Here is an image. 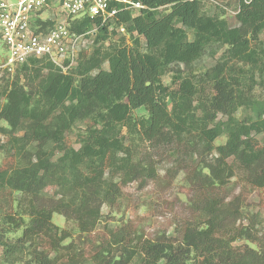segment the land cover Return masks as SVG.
Wrapping results in <instances>:
<instances>
[{
	"label": "trees",
	"instance_id": "trees-1",
	"mask_svg": "<svg viewBox=\"0 0 264 264\" xmlns=\"http://www.w3.org/2000/svg\"><path fill=\"white\" fill-rule=\"evenodd\" d=\"M138 1L144 9L136 15L120 13L113 23L68 21L77 35L96 28L87 37L89 49L78 53L70 71L64 73L45 59H30L12 74L0 70L12 75L0 83V121L7 126L0 127L7 138L0 143V237L21 230L13 243L0 245L10 252L27 244L33 264H59L63 259L67 264H130L135 259L139 264H264V242L255 225L236 224L242 217L241 199L232 181L240 172V179L258 190L264 208V98L249 104L252 116L236 117L232 84L219 66L208 99L214 114L225 115L217 120L200 109L193 80L178 77L175 90L160 82L169 65L191 64L214 41L232 45L235 58L254 63L248 42L224 20L202 15L199 0ZM160 8L167 12L159 13ZM236 18L241 28L259 33L264 0H239ZM52 25L45 21L42 28ZM121 28L134 37L132 44L105 46L108 36ZM186 30L192 31V40ZM24 78H29L26 84ZM140 108L145 115H134ZM85 113H91L89 127L75 149L67 133ZM123 127L145 141L166 140L174 146L175 159L165 177L174 180L184 173L186 196L175 229L180 238H146L127 225L110 231V242L97 244L87 257L71 233L52 222L53 214L73 221L85 243L98 225L101 204H113L131 183L144 188L159 178L151 160L141 166L131 161L116 133ZM19 131L21 136L16 135ZM222 136L224 143L217 145ZM33 145L32 157L24 160ZM48 191L56 198L40 203ZM237 241H248L256 249L235 246Z\"/></svg>",
	"mask_w": 264,
	"mask_h": 264
},
{
	"label": "rangeland",
	"instance_id": "rangeland-1",
	"mask_svg": "<svg viewBox=\"0 0 264 264\" xmlns=\"http://www.w3.org/2000/svg\"><path fill=\"white\" fill-rule=\"evenodd\" d=\"M200 12L202 15L212 17L215 19L224 20L230 29H238L241 39L248 42V51H251L255 57V62L240 61L235 58L231 49L232 45L224 42L214 41L206 45L200 57L189 65L172 64L167 67L160 82L163 86L169 89H177L179 78H189L196 82L200 91L199 96L196 97L200 104V109L208 116L215 115L217 120H225V115L221 113L214 114L210 108L208 99L212 95V83L215 75L214 69L222 66L224 77L232 84L231 102L234 106V115L239 119L252 116L249 111V104L261 103L264 98V28L259 33H252L251 28H241L236 18L239 11V0H199ZM159 13H166L167 8H160ZM47 15L46 13L44 14ZM188 39L192 40L193 33L191 30H186ZM115 34H110L105 41V46L108 44H124L131 45L133 36L126 34L123 30H114ZM134 35V34H133ZM141 47H143V39L140 38ZM90 42L83 45L87 50ZM4 53L2 42L0 41V54ZM76 65V64H75ZM75 65L73 67H75ZM72 67V68H73ZM71 68V69H72ZM104 69L108 66L105 63ZM70 69V70H71ZM68 70V71H70ZM33 74V73H32ZM0 74V83H4L5 79L11 80L12 75ZM22 79V83L26 84V80ZM2 100H0V105ZM197 102L194 101L192 105ZM199 110V109H198ZM134 115H145V111L140 108L133 112ZM91 113H85L80 116L71 126L67 133V141L73 144L75 149L80 146L79 140L89 127L87 121ZM0 127H7L6 123L0 121ZM120 140L123 141L124 146L128 147L130 151V159L133 163L141 166L149 159L157 168L159 178L156 183L146 185L140 188L137 182L131 183L124 187L121 196L116 199L113 204H101L98 225L94 231L88 233L85 238L79 234L76 224L71 220H66L65 217L53 214L52 222L61 229L67 230L71 233L73 241L78 247L84 249L87 257L93 254L97 244L110 242L109 232H115L122 227L130 225L132 230L142 232L146 238H159L163 235L179 240L180 236L175 232L176 225L179 226L180 217L183 213L186 186L184 182V173L179 172L174 180L165 177V171L173 165L176 155L173 150L172 143L148 142L133 132H129L126 127L118 129L116 132ZM23 131H19L16 135L21 136ZM261 135L257 138L259 139ZM6 136L0 133V143H5ZM225 137L222 136L216 140V144H222ZM35 146H31L25 155V159L31 158ZM60 156L56 154L55 158ZM4 157V153L0 152V161ZM123 157V154H119ZM23 161V160H22ZM189 166V165H188ZM187 166V167H188ZM236 177L232 181L236 183L235 195H240V205L242 217L237 221V225L246 226L249 224L255 225V230L261 240L264 242V208L259 206L260 193L258 190L250 187L246 181L240 179L241 173L236 172ZM118 174L115 180H118ZM56 196L52 191L45 193V196L40 200L42 204L50 203ZM21 235V230L5 234L0 237V242L6 241L13 243L16 238ZM70 239L66 240L68 243ZM235 246L243 248L245 245L256 249L254 244L248 241H237ZM30 248L25 244L24 246H14L13 251H5L4 247L0 245V264H33L30 256ZM121 249L117 250V255H120ZM53 257V256H51ZM118 258V257H117ZM59 264H67L66 260H62ZM130 264H139L138 260H133Z\"/></svg>",
	"mask_w": 264,
	"mask_h": 264
},
{
	"label": "built area",
	"instance_id": "built-area-1",
	"mask_svg": "<svg viewBox=\"0 0 264 264\" xmlns=\"http://www.w3.org/2000/svg\"><path fill=\"white\" fill-rule=\"evenodd\" d=\"M144 8L138 0H0V70L12 74L30 59H45L66 73L85 49L87 37L96 32L94 28L77 35L68 21L113 23L120 13L136 15ZM45 21L53 25L43 29Z\"/></svg>",
	"mask_w": 264,
	"mask_h": 264
}]
</instances>
